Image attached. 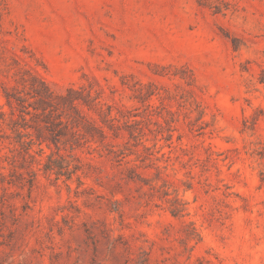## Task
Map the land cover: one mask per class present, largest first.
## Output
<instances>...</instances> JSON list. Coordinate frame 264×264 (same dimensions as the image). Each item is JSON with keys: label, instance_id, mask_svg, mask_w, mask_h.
I'll list each match as a JSON object with an SVG mask.
<instances>
[{"label": "rangeland", "instance_id": "1", "mask_svg": "<svg viewBox=\"0 0 264 264\" xmlns=\"http://www.w3.org/2000/svg\"><path fill=\"white\" fill-rule=\"evenodd\" d=\"M22 81L101 105L70 178ZM260 81L264 0H0V264H264Z\"/></svg>", "mask_w": 264, "mask_h": 264}, {"label": "trees", "instance_id": "2", "mask_svg": "<svg viewBox=\"0 0 264 264\" xmlns=\"http://www.w3.org/2000/svg\"><path fill=\"white\" fill-rule=\"evenodd\" d=\"M25 85L29 86L30 97L34 98L33 104L29 103L28 106H33L34 114L37 121V130H44L48 134V140L55 146L56 151H53L49 144L47 147L50 149V153L45 154L43 148L38 147V151L41 156L45 154V158L37 159L40 165L39 170L44 173H53L58 179L60 176L66 174V178H70V174L79 170L78 165H74L70 169V164L65 161L64 156L59 152V143L67 144L71 150L75 147H79L81 139L86 138L87 135L94 140V134L100 137H105L104 130L96 122L95 118L86 114L82 109L83 106L88 110L95 112L102 111L101 105L96 98H93L90 93L83 94L82 90H77L72 87L66 89L63 94L53 93L48 86L42 81H22ZM37 82V85H36ZM263 82L264 81H260ZM16 104L20 105L23 109L26 108L21 96L13 97ZM6 102L12 105V99L9 95H6ZM37 104V105H36ZM27 114L31 112L26 110ZM4 115V112H0ZM19 137H23L18 131ZM24 144V141H20ZM43 141L38 142L41 146ZM31 144V142H30ZM26 153L30 156V147L25 148Z\"/></svg>", "mask_w": 264, "mask_h": 264}]
</instances>
